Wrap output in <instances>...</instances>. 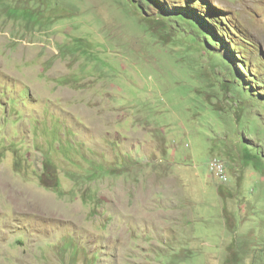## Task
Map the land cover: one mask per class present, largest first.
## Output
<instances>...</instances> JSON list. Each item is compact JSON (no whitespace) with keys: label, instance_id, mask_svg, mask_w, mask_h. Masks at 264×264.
<instances>
[{"label":"rangeland","instance_id":"obj_1","mask_svg":"<svg viewBox=\"0 0 264 264\" xmlns=\"http://www.w3.org/2000/svg\"><path fill=\"white\" fill-rule=\"evenodd\" d=\"M0 264H264V0H0Z\"/></svg>","mask_w":264,"mask_h":264},{"label":"trees","instance_id":"obj_2","mask_svg":"<svg viewBox=\"0 0 264 264\" xmlns=\"http://www.w3.org/2000/svg\"><path fill=\"white\" fill-rule=\"evenodd\" d=\"M127 1H129V0H127ZM178 11L186 12L187 13V16L190 18L189 21L190 22L191 21L198 22L200 24V27H202V30L205 33H207L208 35L210 34L209 35V37H210L209 40H211L212 42L215 41V38L217 36H216V33H215L212 25L209 24L208 22L205 23L202 19H200L202 22L199 19H197L198 17L196 15V12H194L192 8H188V9H186V8H179ZM214 22L217 23L218 25H222L223 24L222 19H217ZM226 22H228V17H226ZM241 67H243L247 73H250V71L248 70V68L246 67V65L244 63L241 64Z\"/></svg>","mask_w":264,"mask_h":264},{"label":"built area","instance_id":"obj_3","mask_svg":"<svg viewBox=\"0 0 264 264\" xmlns=\"http://www.w3.org/2000/svg\"><path fill=\"white\" fill-rule=\"evenodd\" d=\"M210 172L215 175L217 178H219L223 183L228 182V177L226 173V168H220V161L219 160H213L210 163L209 166Z\"/></svg>","mask_w":264,"mask_h":264},{"label":"bare ground","instance_id":"obj_4","mask_svg":"<svg viewBox=\"0 0 264 264\" xmlns=\"http://www.w3.org/2000/svg\"><path fill=\"white\" fill-rule=\"evenodd\" d=\"M220 168H223V165L222 164H220Z\"/></svg>","mask_w":264,"mask_h":264}]
</instances>
